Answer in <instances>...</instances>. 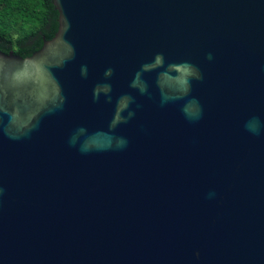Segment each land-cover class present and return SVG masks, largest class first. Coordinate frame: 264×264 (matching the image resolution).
Wrapping results in <instances>:
<instances>
[{
    "label": "water",
    "instance_id": "obj_1",
    "mask_svg": "<svg viewBox=\"0 0 264 264\" xmlns=\"http://www.w3.org/2000/svg\"><path fill=\"white\" fill-rule=\"evenodd\" d=\"M0 51V264H264V0H52Z\"/></svg>",
    "mask_w": 264,
    "mask_h": 264
},
{
    "label": "trees",
    "instance_id": "obj_2",
    "mask_svg": "<svg viewBox=\"0 0 264 264\" xmlns=\"http://www.w3.org/2000/svg\"><path fill=\"white\" fill-rule=\"evenodd\" d=\"M57 18L52 0H0V51L30 56L53 37Z\"/></svg>",
    "mask_w": 264,
    "mask_h": 264
}]
</instances>
